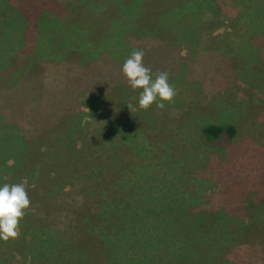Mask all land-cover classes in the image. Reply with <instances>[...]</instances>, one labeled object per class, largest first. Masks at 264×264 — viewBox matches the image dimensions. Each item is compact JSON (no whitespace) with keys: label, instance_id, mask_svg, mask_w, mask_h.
<instances>
[{"label":"rangeland","instance_id":"obj_1","mask_svg":"<svg viewBox=\"0 0 264 264\" xmlns=\"http://www.w3.org/2000/svg\"><path fill=\"white\" fill-rule=\"evenodd\" d=\"M58 1L66 6L60 14L44 9L47 16H38L27 9L22 16L14 15V25L0 34V84H5L8 65H14L15 88L18 83H24L21 88L26 83H47L81 90L82 83L124 82L125 59L158 38L151 22H140L145 18L168 24L161 38L176 59V73L169 72V83L177 93L174 102L162 110L155 108L162 114H152L153 107L144 110L146 125L128 128L127 136L113 130L109 147L130 137L128 143L135 148L130 162L113 164L109 148L102 155L119 175L147 187L162 188L175 175V221L155 247L176 244V264H264V0H126L123 6L130 20L124 31L112 26L114 16L105 0ZM99 4L104 7H96ZM96 20L100 22L92 27ZM34 31L39 45L34 44ZM12 54L14 62L9 61ZM130 97L138 103L134 99L138 96ZM90 100L92 107L101 104ZM15 103L26 105L16 97ZM87 113L89 118L94 114L83 103L80 114ZM208 126H230L235 134L231 140L223 134L213 141L201 135ZM63 170L41 175L44 183L34 179L33 169L25 179H15L25 183L31 205L20 221L19 236L0 241V264H63L67 259L59 237L75 239L76 230L65 223L55 227L56 233L45 230L40 212L54 198L52 194L68 188L67 178L58 176L51 192L42 197L49 174ZM2 174L0 186L14 183V174ZM35 184H40L39 196ZM100 188L110 199L127 195L113 187L111 192L107 184ZM90 203L95 204L93 198ZM48 235L55 246L44 254ZM58 240L62 245L56 252ZM52 251L56 261V256L48 259ZM149 251L145 253L154 259L157 250Z\"/></svg>","mask_w":264,"mask_h":264},{"label":"trees","instance_id":"obj_2","mask_svg":"<svg viewBox=\"0 0 264 264\" xmlns=\"http://www.w3.org/2000/svg\"><path fill=\"white\" fill-rule=\"evenodd\" d=\"M125 1L105 0L103 3L111 9V15L113 13L112 26L122 31L125 27L127 29L126 22L130 20L129 12L123 6ZM101 6L103 5L99 4L96 7ZM27 9L30 10L28 14L47 16V13L60 14L66 6L58 0H17L16 3L14 0H1L0 34H5L14 25V15L22 16ZM44 9L49 11L46 13ZM140 16L143 17L142 13ZM67 18L65 17L64 21L69 20ZM99 22L96 20L91 26L94 27ZM146 22H151L150 28L157 30L154 36L158 38L154 39L149 48L145 43L142 49L145 53V66L151 68L153 73H176V59L169 55L172 48L161 38L168 24H158L159 20L152 22V19L145 18L140 23ZM120 26L124 28L120 29ZM34 37V44L39 45L40 37L37 32ZM126 38L132 42L136 40L132 36ZM11 51L14 52L13 47ZM153 51L157 53H152ZM9 61L14 62V54L9 57ZM34 61L37 65L36 59ZM13 71L14 65H8L4 70L9 72L4 75L7 76L5 84H0V173H3V176L14 174L15 183L16 178L25 179L33 169L34 179L44 183L41 175L48 174L52 169L64 168L56 176L49 174L45 181L48 185L47 193L42 192V197L51 192L52 183L58 176L67 178L70 182L68 188L58 189V193L52 194L54 198L46 201L43 209H39L45 218L43 229L56 233L55 227L60 225L59 223H65L69 228L76 230L75 239L65 240L59 237L63 242V256L67 258L63 264H67L68 258L69 264H176V244L155 247L160 244L162 235L171 232L170 225L175 221L172 219L176 213L175 175L162 188L158 189L153 185L147 187L141 182H136V179L130 180L125 174L119 175V171L111 169L108 159L102 155L106 148L112 150L110 156L113 164L125 159L127 161L129 156H132L131 149L135 148L128 143L130 137L123 138L116 147L109 146L113 144V130H117V134L127 136L128 128L137 130L146 125L142 117L146 114L144 110L137 107V110L131 113L127 107L129 103L137 105L130 96H138L139 90L133 91L126 80L120 83L116 80L115 83L107 85L82 83L81 90L71 88L68 84L58 88L47 86V83H26L23 88L21 86L24 83H18L15 88ZM14 97L21 99L26 105L14 104ZM91 98L98 99L95 103L101 100V104L92 107ZM83 103L89 112L93 111L91 118L89 113L86 116L80 114ZM154 106L155 104L150 110L152 114L163 113L156 111ZM139 115L140 117L136 118ZM138 134L139 131L133 133ZM223 134L231 140L235 134L233 127L208 126L201 129V135L213 141ZM228 142L230 141L226 140V143ZM141 171L137 170L139 173ZM8 180H11V177ZM102 184L109 185L111 192L113 187L127 195L110 199L100 188ZM37 185L35 184L34 193L39 196L40 184ZM90 198L94 199L95 204L90 203ZM38 205L41 207L40 203ZM44 235L46 236V231ZM46 239L44 254L49 253L55 246V240L50 235ZM60 241H57L56 252L60 251ZM43 242L44 239H41L38 248L42 247ZM90 248L95 249V252H90ZM147 250H157L153 255L154 259L149 257V253H145ZM55 254L52 251L48 259L56 256V261L58 256Z\"/></svg>","mask_w":264,"mask_h":264},{"label":"clouds","instance_id":"obj_3","mask_svg":"<svg viewBox=\"0 0 264 264\" xmlns=\"http://www.w3.org/2000/svg\"><path fill=\"white\" fill-rule=\"evenodd\" d=\"M143 50H133L125 59L121 72L128 86L139 90L137 105L127 104L131 113L137 110H148L154 104L157 109H164L165 104L173 103L176 97L174 85L169 83V73L158 71L153 73L145 66ZM31 200L26 185L20 183H4L0 186V241H8L19 236L20 221L30 208Z\"/></svg>","mask_w":264,"mask_h":264}]
</instances>
